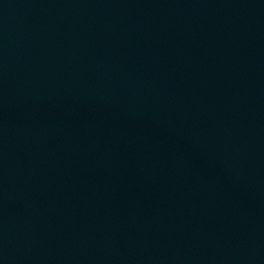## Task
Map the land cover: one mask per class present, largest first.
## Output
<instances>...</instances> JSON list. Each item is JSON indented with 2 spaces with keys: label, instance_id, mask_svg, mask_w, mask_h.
<instances>
[{
  "label": "water",
  "instance_id": "water-1",
  "mask_svg": "<svg viewBox=\"0 0 264 264\" xmlns=\"http://www.w3.org/2000/svg\"><path fill=\"white\" fill-rule=\"evenodd\" d=\"M0 264H264V0H0Z\"/></svg>",
  "mask_w": 264,
  "mask_h": 264
}]
</instances>
